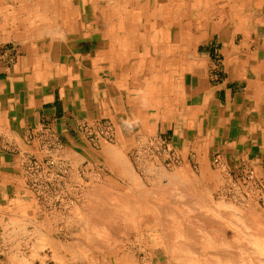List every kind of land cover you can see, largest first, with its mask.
<instances>
[{
	"label": "crops",
	"instance_id": "obj_1",
	"mask_svg": "<svg viewBox=\"0 0 264 264\" xmlns=\"http://www.w3.org/2000/svg\"><path fill=\"white\" fill-rule=\"evenodd\" d=\"M122 1L107 38L102 20L89 40L38 34V0L1 18L0 225L27 196V138L72 142L80 121L110 119L130 138L160 133L183 162L214 157L227 174L264 177V0Z\"/></svg>",
	"mask_w": 264,
	"mask_h": 264
},
{
	"label": "rangeland",
	"instance_id": "obj_2",
	"mask_svg": "<svg viewBox=\"0 0 264 264\" xmlns=\"http://www.w3.org/2000/svg\"><path fill=\"white\" fill-rule=\"evenodd\" d=\"M20 1L27 2V9L33 7L34 0H0V22L14 7L22 10ZM59 1L38 0L57 7L52 13L34 8L30 15L39 25L38 34L54 39L49 29L66 36L69 28L71 35L83 32L89 40L101 9L117 5L71 0L81 11L69 15L64 28ZM27 140L32 152L23 164L27 196L23 205L3 211L0 264H179L181 250L189 248L193 257L206 263L203 248L211 241L231 250L218 262L264 261V177L252 170L251 175L227 174L214 167V157L209 163L183 162L167 136L130 138L107 118L78 122L72 142L51 133ZM175 234H185L181 241L189 247L181 246ZM188 238H195L197 245L204 240L203 250L199 245L203 254L194 251ZM173 240L180 245L179 254L176 246L168 251Z\"/></svg>",
	"mask_w": 264,
	"mask_h": 264
},
{
	"label": "bare ground",
	"instance_id": "obj_3",
	"mask_svg": "<svg viewBox=\"0 0 264 264\" xmlns=\"http://www.w3.org/2000/svg\"><path fill=\"white\" fill-rule=\"evenodd\" d=\"M104 1V0H103ZM105 1H107V2H109V3H115V4H118V7H116L115 5L114 6H111V8H110V10H108V8H109V6H107V8L105 7V8H102L101 9V12L99 13V15L101 16L100 18H101V20H102V27H103V29H104V31H103V33H104V35L103 36H107L108 37V35L109 36H111L109 33H108V31H107V26H108V21H110L109 23H111L112 22V18H114L115 17V15H117V16H119L118 14H117V11H123V9H126V7H123V6H121L120 5V3H119V1L118 0H105ZM127 1V0H126ZM62 5H60V7L58 8V10H60L59 11V15H58V17H60V16H64V20L62 21V25L64 26V28L66 27L67 28V26H68V20H69V13L70 14H73V12L74 13H79L78 12V10L77 9H75V10H73V12L70 10V5L68 4V2L66 1V0H60L59 1ZM65 2V3H64ZM120 2H121V4L123 3L122 2V0H120ZM141 1L140 0H137L135 3H134V8L135 7H138V6H140L139 8L140 9H143V6H145L143 3H146V0L144 1V2H142L141 3V5H138L139 3H140ZM27 2H25V1H20V7H21V9H23L24 8V5L26 4ZM59 3V4H60ZM151 4H150V6L151 7H153V2H150ZM35 4H37V7L38 8H40V10L42 9V10H45V9H49V8H47V6L45 5V4H43V3H39V2H37V3H35ZM55 4V3H54ZM65 4V5H64ZM125 4H127L126 2H125ZM196 4V3H195ZM198 4V3H197ZM158 6H159V4L157 3V5L154 7V8H158ZM162 7V6H161ZM55 8H53V6H52V9L51 10H54ZM153 10V9H152ZM173 10V9H172ZM98 11V10H97ZM148 11V10H147ZM155 11V10H154ZM158 11V10H157ZM151 12V11H150ZM48 14V13H47ZM125 14H127V13H125ZM151 14L152 13H147V12H144L143 10H139V12H136V15L137 16H139V15H143L144 17H148V18H150L151 17ZM76 15H79V14H76ZM97 15V14H96ZM97 17V16H96ZM123 17V16H122ZM130 17V16H129ZM155 18V17H154ZM63 19V18H62ZM71 19V18H70ZM97 19V18H96ZM124 19H125V17H124ZM217 19V18H216ZM114 20H115V18H114ZM44 21V20H43ZM99 21V20H98ZM116 21V20H115ZM121 21H122V19H121ZM152 21H154V20H152ZM75 23V22H74ZM87 23V22H86ZM150 23V22H149ZM80 24H81V22H80ZM113 24V23H112ZM53 25V24H52ZM171 25H173V24H171ZM169 26V25H168ZM49 27H52L51 25H49ZM90 28V27H89ZM159 28V27H158ZM178 29V28H177ZM50 30V32H49V34L50 35H52V38H61V40H63V41H66V39L64 38V37H66V36H63L62 35V32H60V30H58L57 28H53V29H49ZM127 30V29H126ZM135 30V29H134ZM149 30V29H148ZM173 30H175V29H173ZM158 32V31H157ZM173 32V31H172ZM171 32V33H172ZM83 33V32H82ZM125 33V32H124ZM72 34V32H71V29H69V28H67V35H71ZM101 34V33H100ZM182 34V33H181ZM170 36H171V34H170ZM105 38V37H104ZM144 39V38H143ZM57 40V39H56ZM178 40V39H177ZM127 41V40H126ZM153 42V41H152ZM141 43V42H140ZM173 43V42H172ZM153 44V43H152ZM162 44V43H161ZM116 45V44H115ZM154 45H156V44H154ZM88 47V46H87ZM152 47H153V45H152ZM168 47V46H167ZM111 49V48H110ZM177 49V48H176ZM116 50V49H115ZM153 50V49H152ZM164 52V51H163ZM136 53V52H135ZM154 53H155V51H154ZM160 53V52H159ZM167 54V53H166ZM125 57V56H124ZM167 57V56H166ZM153 58V57H152ZM172 60V59H171ZM164 62V61H163ZM159 65V64H158ZM167 67H169V66H167ZM120 161V160H119ZM127 171V170H126ZM124 172V171H123ZM128 172H129V170H128ZM127 175V174H126ZM129 177V176H128ZM133 181V180H132ZM133 183H134V181H133ZM135 184V183H134ZM137 185H139L140 186V184H137ZM138 187V186H137ZM115 200H116V198H115ZM168 224V223H167ZM172 225H173V223H172ZM172 225H171V227H172ZM166 226V225H165ZM173 227H174V225H173ZM163 229V228H162ZM175 229H176V227H175ZM174 229V230H175ZM170 231V230H169ZM176 231V230H175ZM175 231H173L174 233H176V234H178L177 233V231L175 232ZM181 231V230H180ZM161 232V231H160ZM166 233V232H165ZM182 233H184V232H182ZM175 234V235H176ZM185 235V234H184ZM183 235V239H185V236ZM187 235V234H186ZM192 235V234H191ZM171 236V235H170ZM173 236V235H172ZM177 236V239H180V241L181 240H183L180 236L181 235H176ZM190 236V235H189ZM194 236V235H193ZM205 236V235H204ZM179 237V238H178ZM187 237V236H186ZM196 237V236H195ZM200 237V236H199ZM190 238V237H189ZM188 238V239H189ZM203 238V237H202ZM201 238V239H202ZM188 239H186V240H188ZM193 239H195V238H193ZM193 239L191 240V239H189L190 240V242L188 243L189 245L191 244V247L193 246V248H194V251L195 252H198V250H199V248H200V246L199 245H201V250H203V249H205V250H203V252H204V254H203V252L202 251H200V253L201 254H203V256H205L207 259L205 260L206 261V263L207 264H213L212 262H214L215 260L218 262V260L217 259H220V258H223V257H225L226 255H228L227 253H228V251H227V248H225L224 246H226L225 244H216L217 242H213V241H211V243H209V242H207V243H209L210 245L212 244V246H207L206 244V246L207 247H205V248H203L204 247V245H203V241H201L202 242V244H199V245H197V242L196 243H194L195 241H193ZM205 239V238H204ZM197 240V239H196ZM199 240V239H198ZM171 241V240H170ZM174 241V243L172 244L173 246H169V248H168V251H169V253L175 248V246H176V250H177V245L179 244H175V240H173ZM207 241V240H206ZM205 241V242H206ZM103 242V241H102ZM183 241H181V246H182V244H183V246H188L187 244L186 245H184L187 241H184V243H182ZM200 242V241H199ZM104 243V242H103ZM169 244H171V242L169 243ZM169 244H167V246L169 245ZM180 245H178V246H180ZM238 246V245H237ZM101 247V246H100ZM189 247V246H188ZM228 247V246H227ZM240 247V246H239ZM182 248V247H181ZM203 248V249H202ZM207 248V249H206ZM231 248V247H230ZM235 248V247H234ZM105 249V248H104ZM190 249V248H189ZM189 249H182L181 250V254H180V256L182 257V258H180V256H179V259H178V262H179V264H206L204 261V263H202V262H200L199 260H197L195 257H193L192 256V250H189ZM192 249V248H191ZM237 249V248H236ZM240 249V248H239ZM242 249V248H241ZM179 250H177L176 251V254H179V252H178ZM231 251V250H230ZM229 251V252H230ZM242 251V250H241ZM178 252V253H177ZM238 252H240V251H238ZM205 253L207 254L208 253V255H205ZM212 255V258L210 259L209 257H207V256H210V254ZM232 253V252H231ZM242 254H243V252H241ZM257 253V252H256ZM259 254L258 255H260V252H258ZM264 253V252H263ZM199 254V253H198ZM198 254H197V256H198ZM230 254V253H229ZM261 254H262V252H261ZM194 255V254H193ZM200 255V254H199ZM236 255H237V252H236ZM239 255V254H238ZM237 255V257H239ZM173 256V255H172ZM230 256H232V255H230ZM229 256V257H230ZM240 256H241V254H240ZM211 257V256H210ZM233 258H234V254H233V256H232ZM236 257V258H237ZM173 258V257H172ZM195 258V259H194ZM204 258V257H203ZM209 258V259H208ZM228 257H226V259H227ZM240 258V257H239ZM238 258V259H239ZM174 259V258H173ZM176 259V258H175ZM224 259V258H223ZM245 259V258H244ZM243 258H241V260H244ZM240 260V259H239ZM246 260V259H245ZM244 260V261H245ZM257 260V259H256ZM59 261V260H58ZM215 261V263H217ZM220 261V260H219ZM231 261H232V258H231ZM230 261V262H231ZM234 261V260H233ZM227 262V263H226ZM225 262V260L223 261V262H218L217 264H231V263H229V260H227ZM235 262H236V259H235ZM243 261H241V264H244V263H242ZM246 262V261H245ZM259 262L261 263V264H263L264 263V261H262V258L261 259H258V263L256 262V264H259ZM239 263V262H238ZM233 264V263H232ZM240 264V263H239ZM245 264H252V263H245Z\"/></svg>",
	"mask_w": 264,
	"mask_h": 264
},
{
	"label": "built area",
	"instance_id": "obj_4",
	"mask_svg": "<svg viewBox=\"0 0 264 264\" xmlns=\"http://www.w3.org/2000/svg\"><path fill=\"white\" fill-rule=\"evenodd\" d=\"M246 174H249V175H251V174H252V172H251V171H248V172H246Z\"/></svg>",
	"mask_w": 264,
	"mask_h": 264
}]
</instances>
